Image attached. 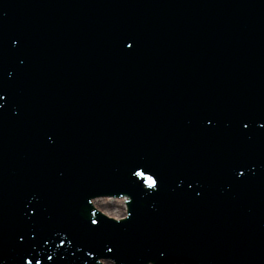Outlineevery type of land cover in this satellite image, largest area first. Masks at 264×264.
Instances as JSON below:
<instances>
[{
    "label": "water",
    "instance_id": "1",
    "mask_svg": "<svg viewBox=\"0 0 264 264\" xmlns=\"http://www.w3.org/2000/svg\"><path fill=\"white\" fill-rule=\"evenodd\" d=\"M0 94V264H264V0H0Z\"/></svg>",
    "mask_w": 264,
    "mask_h": 264
},
{
    "label": "snow or ice",
    "instance_id": "2",
    "mask_svg": "<svg viewBox=\"0 0 264 264\" xmlns=\"http://www.w3.org/2000/svg\"><path fill=\"white\" fill-rule=\"evenodd\" d=\"M16 41H13V43H15ZM129 48L133 47L134 44L132 42H129L127 45ZM4 95L0 94V101L4 100ZM209 124L212 123L211 120L208 121ZM245 128L248 127L247 124L244 125ZM240 175H242L243 173H239ZM131 176L138 182L143 183V185L145 186L146 189L148 190H156L158 189V184H159V180L158 177L150 170L147 169L145 166L142 165H137L134 167V169L131 171ZM189 187H191V185H189ZM86 203L89 206H92L93 201L90 199H86ZM92 209V208H91ZM131 216V213L129 214V216L124 217L122 221H126L127 219H129ZM110 221H113L110 218H106ZM115 222L119 223L121 222V220L117 219ZM90 223L91 225H93L94 227H99L100 223H101V219H100V215H98V213L95 210H91L90 213ZM23 239V237L21 236V240ZM64 241L61 240V243H63ZM69 243H71V240H69ZM108 252H112L113 249L112 248H107ZM89 256H94L93 252H89L88 253ZM49 259H51V257H49ZM25 264H32L31 260H26ZM36 264H40V261L37 260Z\"/></svg>",
    "mask_w": 264,
    "mask_h": 264
},
{
    "label": "rangeland",
    "instance_id": "3",
    "mask_svg": "<svg viewBox=\"0 0 264 264\" xmlns=\"http://www.w3.org/2000/svg\"><path fill=\"white\" fill-rule=\"evenodd\" d=\"M165 264H168V263H165ZM175 264V263H174ZM182 264H185V263H182Z\"/></svg>",
    "mask_w": 264,
    "mask_h": 264
}]
</instances>
